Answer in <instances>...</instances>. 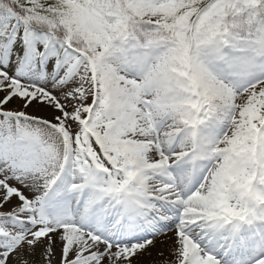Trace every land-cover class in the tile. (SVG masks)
Here are the masks:
<instances>
[{"label": "snow or ice", "instance_id": "6c2138e0", "mask_svg": "<svg viewBox=\"0 0 264 264\" xmlns=\"http://www.w3.org/2000/svg\"><path fill=\"white\" fill-rule=\"evenodd\" d=\"M0 264H264V0H0Z\"/></svg>", "mask_w": 264, "mask_h": 264}]
</instances>
